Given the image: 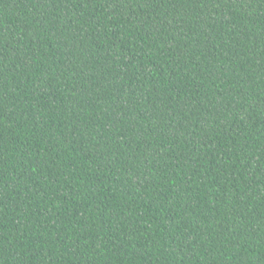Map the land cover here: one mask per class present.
Returning a JSON list of instances; mask_svg holds the SVG:
<instances>
[{
    "label": "trees",
    "instance_id": "trees-1",
    "mask_svg": "<svg viewBox=\"0 0 264 264\" xmlns=\"http://www.w3.org/2000/svg\"><path fill=\"white\" fill-rule=\"evenodd\" d=\"M0 264H264V0H0Z\"/></svg>",
    "mask_w": 264,
    "mask_h": 264
}]
</instances>
